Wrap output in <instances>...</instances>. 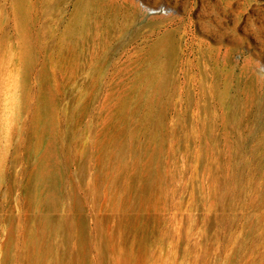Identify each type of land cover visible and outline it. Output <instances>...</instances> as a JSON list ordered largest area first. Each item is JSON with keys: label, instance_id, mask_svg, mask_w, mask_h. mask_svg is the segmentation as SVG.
I'll return each mask as SVG.
<instances>
[{"label": "rangeland", "instance_id": "374dc122", "mask_svg": "<svg viewBox=\"0 0 264 264\" xmlns=\"http://www.w3.org/2000/svg\"><path fill=\"white\" fill-rule=\"evenodd\" d=\"M0 264H264V0H0Z\"/></svg>", "mask_w": 264, "mask_h": 264}, {"label": "bare ground", "instance_id": "6f19581e", "mask_svg": "<svg viewBox=\"0 0 264 264\" xmlns=\"http://www.w3.org/2000/svg\"><path fill=\"white\" fill-rule=\"evenodd\" d=\"M158 48L161 49V50H164L165 49V44L164 43H161L158 45ZM154 68V67H153ZM152 72V70H151ZM158 91V90H157ZM157 93V92H156Z\"/></svg>", "mask_w": 264, "mask_h": 264}]
</instances>
